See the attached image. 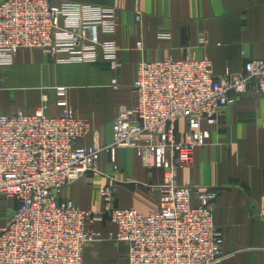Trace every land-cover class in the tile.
I'll return each mask as SVG.
<instances>
[{"label": "built area", "instance_id": "2783aa9c", "mask_svg": "<svg viewBox=\"0 0 264 264\" xmlns=\"http://www.w3.org/2000/svg\"><path fill=\"white\" fill-rule=\"evenodd\" d=\"M136 19H141L138 12ZM114 6L63 0L0 2V66L14 64L20 49L39 48L59 63L107 61L120 66ZM160 38L170 39L169 33ZM200 43H204L201 39ZM143 43L137 47L142 49ZM112 84L116 86V79ZM134 106H121L113 122L116 148H131L146 168L162 169L160 209L148 215L113 202L116 185L101 189L102 211L83 210L62 198L63 189L98 170L101 149L80 146L90 123L75 116L66 89L56 116L43 106L33 114H0V194L19 202L0 228V264H83L84 250L99 241L94 222L114 225L110 236L128 245L126 264H214L222 257L223 232L215 225L218 194L181 185L178 169L191 164L198 147L230 105L251 89L264 102V59L249 60L240 73L218 75L210 60L194 56L141 62ZM185 119L183 138L177 124ZM115 161V157H112ZM194 200L197 203H194ZM90 221V222H89Z\"/></svg>", "mask_w": 264, "mask_h": 264}, {"label": "crops", "instance_id": "0c3cea01", "mask_svg": "<svg viewBox=\"0 0 264 264\" xmlns=\"http://www.w3.org/2000/svg\"><path fill=\"white\" fill-rule=\"evenodd\" d=\"M71 1L116 8L113 38L120 66L113 71L102 59L93 64L59 63L40 49H20L13 65L0 66V114L20 110L33 114L43 106L46 114L56 116L61 100L56 88L68 87L70 108L91 126L78 145L101 149L100 173L86 172L63 189L62 198L83 210L102 211L101 189L116 185L113 202L117 207L134 208L144 215L156 212L164 171L146 168L131 148H116L114 155L110 151L120 107L137 103L133 82L138 65L191 55L210 60L218 75L227 68L242 72L247 61L264 59V0ZM160 33L171 38H160ZM138 42L143 43L142 49ZM204 127L211 131L210 142L195 150L190 165L178 169V183L218 194L213 214L224 243L222 257L214 264H264V102L251 89L226 108L217 123L204 122ZM188 129L187 121L180 120L178 137L183 138ZM17 204L0 194V212L10 209L0 228L9 222ZM92 226L99 241L85 248L83 264H126L128 245L110 236L114 225L104 221Z\"/></svg>", "mask_w": 264, "mask_h": 264}, {"label": "rangeland", "instance_id": "374dc122", "mask_svg": "<svg viewBox=\"0 0 264 264\" xmlns=\"http://www.w3.org/2000/svg\"><path fill=\"white\" fill-rule=\"evenodd\" d=\"M105 5V4H104ZM111 6V5H110ZM27 49H34V48H27ZM27 49H25V50H27ZM35 49H38L39 50V48H35ZM42 51V50H41ZM44 55H46L44 52H42ZM18 54V53H17ZM46 56H49V55H46ZM17 57V56H16ZM50 57H52V56H50ZM53 58V57H52ZM34 80L35 79H37V78H35V77H32ZM60 87H63V88H65L66 89V92H68V87H66V86H58L57 88H60ZM57 88H56V93H57ZM58 95V94H57ZM66 95H67V93H66ZM66 101H67V103H68V100L66 99V97L64 98ZM60 101V100H59ZM21 111V110H20ZM5 196V195H4ZM7 197V196H6ZM15 199V198H14ZM16 201H17V199H15ZM17 203H19L18 201H17ZM17 205H19V204H17ZM18 207V206H17ZM12 209V208H11ZM9 208L8 209H6V208H3L2 209V212H0V220H6V212L8 213L9 212ZM13 213V212H12ZM14 214V213H13ZM13 214H12V216H13ZM11 216V217H12Z\"/></svg>", "mask_w": 264, "mask_h": 264}]
</instances>
